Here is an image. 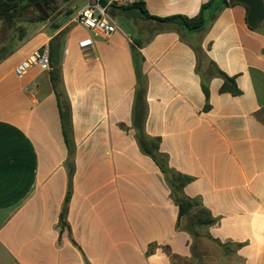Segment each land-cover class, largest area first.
<instances>
[{"label": "crops", "instance_id": "1", "mask_svg": "<svg viewBox=\"0 0 264 264\" xmlns=\"http://www.w3.org/2000/svg\"><path fill=\"white\" fill-rule=\"evenodd\" d=\"M87 1L72 0L69 18L29 23L0 61V264H264V34L249 27L247 7L226 6L196 32L142 11L194 18L208 0L110 7L117 30L80 49ZM44 44L49 69L16 78L15 65ZM217 70L239 94L220 90ZM137 72L145 134L190 178L183 193L208 226L196 210L178 219L164 176L137 145ZM57 90L74 149L69 230L59 226L69 146Z\"/></svg>", "mask_w": 264, "mask_h": 264}, {"label": "trees", "instance_id": "2", "mask_svg": "<svg viewBox=\"0 0 264 264\" xmlns=\"http://www.w3.org/2000/svg\"><path fill=\"white\" fill-rule=\"evenodd\" d=\"M70 1L71 0H0V22H4L11 26L16 20H18L19 18H23L25 16V13L28 11H32L33 14H36V16L34 17H27V21L29 23L44 22L49 19L52 13H55L57 11L58 2L68 3ZM234 3L235 2L228 3L226 0H208L201 6L198 15L194 18L178 16L166 19H158L150 17L146 13V11H142V13L147 19H153L161 23L175 24L178 25L183 31L196 32L204 30L214 14L219 12L222 8ZM133 8H138L142 10L141 5L139 3H137L133 7H129V9ZM256 30L264 34V28L262 27ZM17 31L19 33L17 40L20 41L22 36L20 34L23 33V29L17 28ZM14 49L15 47L12 44H9L4 47V49H2L1 51L0 61L7 57L9 54H11ZM217 74L223 79L224 84L220 89L222 92L228 91L232 95L239 94V91L236 88L233 79L226 77L223 73L218 70ZM136 76L138 78L139 86L134 101V108L132 113V126L135 131V139L137 145L143 154L149 156L155 162L162 175L164 176L165 182L170 189V195L178 208V219L181 218L183 215L196 210L198 223L204 226H208L212 223V218L209 216L207 211L201 207V204L198 200L190 199L186 197L183 193V187L190 181V178L171 169L168 165L167 156L160 153L159 151L160 140L158 138H149L145 134L144 122L146 119V104L144 97V89L140 85L142 81V76L139 72H137ZM51 80L54 86H56L59 80L58 71L51 72ZM203 89L204 93L207 95L206 88L204 87ZM57 96L59 98V110L62 122V131L69 146L67 161L68 188L60 213L59 226L61 229L69 230L68 224L66 222V213L70 200L72 176L74 173V149L70 144L69 140V131L71 126L70 106L66 98L63 96L61 90H57ZM200 215H204L205 217L201 218Z\"/></svg>", "mask_w": 264, "mask_h": 264}, {"label": "built area", "instance_id": "3", "mask_svg": "<svg viewBox=\"0 0 264 264\" xmlns=\"http://www.w3.org/2000/svg\"><path fill=\"white\" fill-rule=\"evenodd\" d=\"M139 0H88L77 15L76 23L89 32V36L78 43L80 49L93 46L95 38L108 39L117 27L107 13L110 7L129 8ZM33 67L49 69V47L44 44L27 54L13 68L16 78L22 79Z\"/></svg>", "mask_w": 264, "mask_h": 264}, {"label": "rangeland", "instance_id": "4", "mask_svg": "<svg viewBox=\"0 0 264 264\" xmlns=\"http://www.w3.org/2000/svg\"><path fill=\"white\" fill-rule=\"evenodd\" d=\"M36 16L32 11H28L25 13L23 18H19L16 20L11 26L4 22H0V55L2 49L6 47L7 41L9 38L17 37L19 35L17 28L26 27L29 22L27 21V17ZM59 16H64L65 18H69L72 16V0L68 3L58 2V9L55 13H52L48 19V21H53Z\"/></svg>", "mask_w": 264, "mask_h": 264}, {"label": "water", "instance_id": "5", "mask_svg": "<svg viewBox=\"0 0 264 264\" xmlns=\"http://www.w3.org/2000/svg\"><path fill=\"white\" fill-rule=\"evenodd\" d=\"M247 7V23L252 29H258L264 23V0H226Z\"/></svg>", "mask_w": 264, "mask_h": 264}]
</instances>
